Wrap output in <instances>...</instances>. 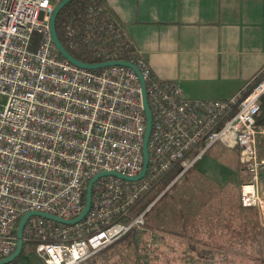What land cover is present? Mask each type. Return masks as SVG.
Listing matches in <instances>:
<instances>
[{
  "label": "built area",
  "instance_id": "1",
  "mask_svg": "<svg viewBox=\"0 0 264 264\" xmlns=\"http://www.w3.org/2000/svg\"><path fill=\"white\" fill-rule=\"evenodd\" d=\"M58 1L0 0V259L13 252L24 213L75 218L94 175L133 177L143 168L146 120L137 74L123 65L87 69L64 58L50 33ZM102 56L118 59L116 50ZM132 63L151 112L146 171L136 181L96 178L89 209L76 223L30 216L22 239L34 243L42 264H79L130 230L143 229L151 204L132 215L137 202L176 167L174 181L180 178L216 142L236 150L246 171L240 204L257 209L264 225V126L255 123L264 72L228 98L196 99L175 81L153 76L142 57ZM146 232L136 252L149 258L158 235Z\"/></svg>",
  "mask_w": 264,
  "mask_h": 264
},
{
  "label": "crops",
  "instance_id": "2",
  "mask_svg": "<svg viewBox=\"0 0 264 264\" xmlns=\"http://www.w3.org/2000/svg\"><path fill=\"white\" fill-rule=\"evenodd\" d=\"M100 1V8L121 26L153 76L175 81L186 97L225 99L247 89L264 72V0ZM258 144L263 148L261 136ZM202 174L218 181L223 176L222 171L211 168ZM207 187L199 189L215 194L227 192L223 185ZM248 209L252 208H244L238 201L231 205L227 201L224 206L209 202L198 210L201 215L194 220L178 225L172 222L166 228L168 232L154 230V234L182 242L169 249L180 258L178 264H188V256L205 255L213 258L212 264H221L217 262L220 257L231 258L227 264H262L251 258L260 255L264 263V248L258 252L235 244L240 237L233 229L242 222L240 213L246 214ZM220 211L224 215H218ZM254 220L264 228L259 215ZM245 221L249 223L251 218ZM190 241L211 243H197L201 247L192 248L188 246Z\"/></svg>",
  "mask_w": 264,
  "mask_h": 264
},
{
  "label": "rangeland",
  "instance_id": "3",
  "mask_svg": "<svg viewBox=\"0 0 264 264\" xmlns=\"http://www.w3.org/2000/svg\"><path fill=\"white\" fill-rule=\"evenodd\" d=\"M259 145V144H258ZM258 152L263 153V148L258 146ZM206 168H211L215 172L222 171L223 176L218 181L212 176L202 174ZM179 170V169H178ZM178 170H172L146 195H144L134 206L131 214L134 215L149 206L144 221L147 226L143 229L133 231L132 238L129 235H124L119 240L111 243L93 254L89 259L83 261L81 264H178L179 259L173 255L169 250L172 247H178L180 241H169L162 236H158L157 245L152 246L153 252L149 258H144L137 254L138 248L146 243V230L154 232L160 230L162 234L166 233V228L169 224L175 222L177 225L187 220H194L200 214V208L203 205L210 203H218L219 206L226 205V202L231 203L238 201L237 190L240 182L246 177L244 167L239 163L236 150L225 146L220 142L214 143L204 153L200 160L189 170V175H194L190 178L192 185H189L184 180V176L174 181ZM224 171V172H223ZM261 182L264 180V169L260 172ZM175 182V186L169 189ZM170 183V185H169ZM169 185L165 195L164 189ZM214 185H223L227 188L226 193H211L201 192L204 187ZM182 187V188H181ZM203 188V189H199ZM166 189V190H167ZM219 195V196H217ZM160 196H162L160 198ZM218 198V200L216 199ZM257 209L245 210L246 214L255 217L258 215ZM240 212H238L239 214ZM242 216L246 214L240 213ZM168 232V231H167ZM142 235L141 240L136 244L135 237ZM143 238V239H142ZM198 242H189L190 245L199 248L201 247ZM184 248V245H183ZM137 251V252H136ZM137 258V259H136ZM188 264H196L197 262L210 264L213 260L210 256H203L201 258L192 256L186 257ZM178 260V261H177ZM14 264H42L38 257L34 254V243L32 241H23L21 252L16 258Z\"/></svg>",
  "mask_w": 264,
  "mask_h": 264
},
{
  "label": "trees",
  "instance_id": "4",
  "mask_svg": "<svg viewBox=\"0 0 264 264\" xmlns=\"http://www.w3.org/2000/svg\"><path fill=\"white\" fill-rule=\"evenodd\" d=\"M100 7V0H71L64 5L55 19V30L58 39L72 56L83 62L97 63L103 61L102 52L111 50L117 51V58L120 60L134 61L138 55L132 44L124 35L121 26L114 20L109 12H105ZM259 104L260 109L256 115L255 123L264 126V94L260 97ZM178 169L180 168H175V170ZM190 169L191 168L187 169L182 176H184L186 183L192 185L190 178L196 174L193 176L189 175ZM174 186L175 182L169 189H172ZM169 189L165 190L162 196L165 195L166 191ZM237 194V199L240 203L239 188ZM162 196H160V198ZM218 215H224V212L220 211ZM246 218H251V221L249 223H246V221L243 222ZM240 219L242 222L238 223L233 229L235 233L239 234L237 237H240L235 241V244L239 248L245 246V248H252L254 251L259 252V249L263 251L264 241H261L259 238H264V228L255 222L254 217L247 214L243 217L241 216L239 220ZM147 226H149L148 223ZM125 235H129L132 238L133 230H130ZM198 243L210 246L211 242L203 241ZM190 247L195 248L192 245H190ZM220 258L217 262L221 264H227L229 260H231V258H226V260H221ZM261 258L262 257L259 255L251 259L256 260L257 263L264 264ZM214 262L216 261L214 260ZM14 263L15 261L9 264ZM204 264H210V261Z\"/></svg>",
  "mask_w": 264,
  "mask_h": 264
},
{
  "label": "water",
  "instance_id": "5",
  "mask_svg": "<svg viewBox=\"0 0 264 264\" xmlns=\"http://www.w3.org/2000/svg\"><path fill=\"white\" fill-rule=\"evenodd\" d=\"M70 1L71 0H59L57 2V4L55 5L53 11H52V14L50 17V33H51L52 41L55 44L58 52L64 58H66L71 63L78 65L80 67L96 70V69H102V68H105L107 66H112V65H123V66L130 67L135 71V73L138 76L140 87H141L142 103H143V109H144L145 120H146L144 139H143V147H142L143 148V168L139 174H137L136 176H133V177H127L125 175L119 174V173L114 172V171H103V172H99L96 175H94L89 180V182L87 184L86 191H85L84 205H83L82 211L75 218L63 219V218L57 217L55 215L45 213V212H40V211H29V212L24 213L19 218V221H18L17 227H16V246H15V248L11 254L0 259V264H9V263L13 262L16 258H18L19 254L21 252L22 246H23V239H22L23 227L26 223V220L30 216L44 217L46 219H49V220H52V221H55V222H58L61 224L76 223V222L83 219V217L85 216V214L87 213V211L89 209L90 200H91V188H92V184L96 178H98L99 176H102V175H114V176H117L123 180L136 181V180H139L143 177V175L146 171V168H147V162H148L147 141H148V138L150 135V129H151V112H150L148 102H147L145 82L143 80L142 74H141L140 70L138 69V67L130 61L114 59V60H104V61H100L97 63H87V62H83V61L78 60L77 58L72 56L64 48V46L62 45V43L60 42V40L57 37V33L55 30V19H56L58 12L61 10V8Z\"/></svg>",
  "mask_w": 264,
  "mask_h": 264
}]
</instances>
